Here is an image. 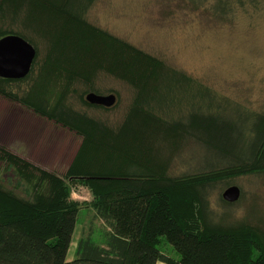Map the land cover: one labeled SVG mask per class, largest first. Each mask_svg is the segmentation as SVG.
Instances as JSON below:
<instances>
[{
  "label": "trees",
  "instance_id": "trees-1",
  "mask_svg": "<svg viewBox=\"0 0 264 264\" xmlns=\"http://www.w3.org/2000/svg\"><path fill=\"white\" fill-rule=\"evenodd\" d=\"M96 1L0 0V39L18 35L37 50L29 76L0 79V95L66 127L83 141L63 176L0 146V162L14 170L29 191L24 198L7 189L0 168V264H264L262 230L251 224L214 222L208 197L209 186L216 182L264 173V111H248L250 136L244 143L240 127L229 118L232 115L209 98L216 92L159 56L89 22L86 16ZM176 6L182 12L194 10L228 22L240 12H264V0H176ZM38 40L47 46L42 63ZM103 72L134 90L117 133L60 99L53 103L58 91L64 95L81 84L88 87L86 93L103 95L95 82ZM185 84L199 101L156 109L152 96L159 94L162 100L165 91ZM82 101L89 108L106 110L117 105L104 108ZM157 135L174 138V150L183 151L190 143L212 153L219 161L213 167H219H211L207 160L192 175H170V170L153 164L151 154L146 155L160 148L152 139ZM112 137L117 144L109 150L122 146L130 153L124 156L127 169L110 173L91 168V152L108 147L103 141ZM140 147L145 158L136 161ZM78 185L93 195L90 205L104 228L103 242L94 240L91 225L78 244V258L68 262L80 212L88 207L73 198ZM165 241L179 257L164 251Z\"/></svg>",
  "mask_w": 264,
  "mask_h": 264
},
{
  "label": "rangeland",
  "instance_id": "rangeland-1",
  "mask_svg": "<svg viewBox=\"0 0 264 264\" xmlns=\"http://www.w3.org/2000/svg\"><path fill=\"white\" fill-rule=\"evenodd\" d=\"M263 13L251 15L240 12L236 19H229L233 22L214 21L198 11L182 12L177 8L176 0H97L86 17L92 24L159 56L170 67L210 88L212 94L216 92V95L209 98L221 102L223 108L228 110V115H232L229 118L238 124L243 141L247 144L250 136V131L246 130V124L250 121L247 116L264 111ZM38 44L41 50L39 61L42 63L47 54V46L43 40H38ZM95 82L103 95L117 91L119 95L114 108H89L82 103V99L86 100L89 94L86 93L89 89L85 84L78 85L74 91L64 95L58 91L53 103L60 99L70 108L88 114L117 133L133 103L134 90L105 72L100 73ZM13 86L18 91V86ZM188 87L185 84L169 93L165 91L162 100L158 99L159 94L152 96L156 109L184 107L192 101H199L195 95L193 97L192 92L186 90ZM153 138L160 148L157 150L154 147L152 153L146 152V155L151 154L153 164L163 170H170V175H192L207 164V160L211 167L219 163L212 153L206 154L194 144L187 143L183 146V152L174 150L177 143L174 138L163 135ZM103 142L108 147H98L91 152L93 164L90 167L110 173L127 169L124 156L127 158L130 153L128 151L126 154V147L109 150L112 144H117L115 137ZM82 144V137L66 127L37 115L18 101L0 95V146L44 170L63 176L74 163ZM135 157L136 161L145 158L142 147L137 148ZM0 168L6 188L28 198L29 191L15 171L2 162ZM231 186L241 189V198L233 206H226L221 199ZM208 197L214 222H221L225 226L251 224L257 230H262L264 241V173L216 182L209 186ZM73 198L85 202L84 205L88 207L80 212L68 262L78 258V244L88 236L91 225L94 240L101 244L103 242L101 237L104 228L100 220L94 219L95 211L90 205L93 200L91 191L78 185L73 190ZM163 249L171 256L179 257L174 247L166 241Z\"/></svg>",
  "mask_w": 264,
  "mask_h": 264
},
{
  "label": "water",
  "instance_id": "water-1",
  "mask_svg": "<svg viewBox=\"0 0 264 264\" xmlns=\"http://www.w3.org/2000/svg\"><path fill=\"white\" fill-rule=\"evenodd\" d=\"M37 56L36 48L23 37L8 35L0 39V79L23 80L32 71ZM86 100L95 106L112 108L117 104L115 94L100 95L89 93ZM241 198L238 186L229 187L223 194V199L230 203H237Z\"/></svg>",
  "mask_w": 264,
  "mask_h": 264
},
{
  "label": "crops",
  "instance_id": "crops-1",
  "mask_svg": "<svg viewBox=\"0 0 264 264\" xmlns=\"http://www.w3.org/2000/svg\"><path fill=\"white\" fill-rule=\"evenodd\" d=\"M157 264H166V263H164V262H158Z\"/></svg>",
  "mask_w": 264,
  "mask_h": 264
}]
</instances>
